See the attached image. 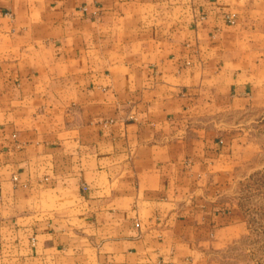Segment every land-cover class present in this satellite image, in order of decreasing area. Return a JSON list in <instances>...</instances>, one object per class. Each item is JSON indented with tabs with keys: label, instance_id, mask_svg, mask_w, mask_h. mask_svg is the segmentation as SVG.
<instances>
[{
	"label": "crops",
	"instance_id": "crops-1",
	"mask_svg": "<svg viewBox=\"0 0 264 264\" xmlns=\"http://www.w3.org/2000/svg\"><path fill=\"white\" fill-rule=\"evenodd\" d=\"M251 49L264 0H0V264H221Z\"/></svg>",
	"mask_w": 264,
	"mask_h": 264
},
{
	"label": "rangeland",
	"instance_id": "rangeland-1",
	"mask_svg": "<svg viewBox=\"0 0 264 264\" xmlns=\"http://www.w3.org/2000/svg\"><path fill=\"white\" fill-rule=\"evenodd\" d=\"M255 22V21H254ZM253 23L243 25L244 42L257 44ZM255 24V23H254ZM250 50L249 58L264 57ZM229 206L246 226L221 264H264V106L229 118Z\"/></svg>",
	"mask_w": 264,
	"mask_h": 264
}]
</instances>
